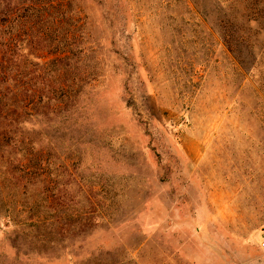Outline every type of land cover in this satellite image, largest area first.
<instances>
[{"label":"rangeland","instance_id":"obj_1","mask_svg":"<svg viewBox=\"0 0 264 264\" xmlns=\"http://www.w3.org/2000/svg\"><path fill=\"white\" fill-rule=\"evenodd\" d=\"M49 1L88 85L0 147V264H264V0Z\"/></svg>","mask_w":264,"mask_h":264},{"label":"trees","instance_id":"obj_2","mask_svg":"<svg viewBox=\"0 0 264 264\" xmlns=\"http://www.w3.org/2000/svg\"><path fill=\"white\" fill-rule=\"evenodd\" d=\"M32 1L0 0V147H8L7 138L11 139L17 128H23L32 119L43 117L50 122L76 108L82 89L88 85L85 81H78L79 79H66L72 69L80 74L82 56L86 51L81 47V37L78 40L74 37L69 39L65 33L62 40L67 43L66 48L55 50L58 57L45 60L36 56L37 53L54 51L48 48L51 43L48 32L36 29L40 16ZM27 10L35 11V17H32L34 20L30 18L24 22L22 12L26 13ZM50 18L53 19V25L56 20L54 17ZM10 20L21 24L11 34L8 33L7 26ZM243 21L248 26L252 23L263 24L264 16L247 17ZM223 27L226 30V25ZM26 39L29 40V46L37 44V48L42 47L36 50L35 56L22 47ZM226 39L224 37L225 42Z\"/></svg>","mask_w":264,"mask_h":264}]
</instances>
